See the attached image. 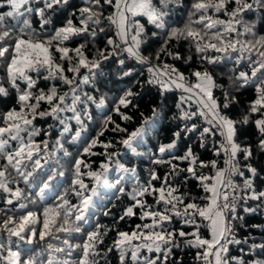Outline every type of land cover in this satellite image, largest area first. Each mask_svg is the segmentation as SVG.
Here are the masks:
<instances>
[{"label":"snow or ice","instance_id":"obj_1","mask_svg":"<svg viewBox=\"0 0 264 264\" xmlns=\"http://www.w3.org/2000/svg\"><path fill=\"white\" fill-rule=\"evenodd\" d=\"M68 2L0 0V68L6 73L5 78L0 79V95L6 97L9 94L6 82L15 90L19 105L18 110L12 108L0 116V200L3 202L0 213L7 217L0 223V264H72L76 249H81L76 264H100L101 259L107 264V254L114 249L118 252L119 264H126L129 254L131 264H166L173 249L179 247L178 238H185L188 247L198 250L196 259L203 264H264V259L245 261L230 254L231 245L248 243L247 238L237 239L234 231V221L240 219L238 206L244 204L246 210L253 211L247 207L248 201L264 205V190L255 186L259 172L253 162L257 153L264 154V35L257 30L258 24L264 22V0H194L182 28L168 23L173 6H179L182 0H84L78 14L71 13L61 26L56 27L49 14ZM33 4L42 6L34 8ZM108 9L111 11L105 15ZM252 12L259 13L257 19L246 20L245 16ZM221 13L227 20L213 15ZM33 16L38 17L39 30L33 28ZM138 17L146 18V24ZM104 22L116 26L114 36L107 35ZM49 25H52L51 31ZM101 34L107 39L104 47L98 48L94 42ZM74 37H81L85 42L71 48L68 42ZM154 40H158L160 46L145 55ZM181 40L194 47L202 65L190 74L194 82L175 66L176 61L192 59L191 55L185 58L173 48L172 43ZM90 43L95 55L89 48ZM210 50L217 55H209ZM164 57H170L172 63ZM129 60H134L141 69H147L143 82L139 79L143 72L129 68ZM225 60L233 63L225 74L227 86L217 82L207 67ZM108 63L117 65L119 79H136L113 99V106L100 121L96 136L90 137L87 126L93 119L90 109L105 105V99L101 97L97 102L93 93L98 91L97 79L104 75L103 68ZM33 72L37 74L36 78H33ZM41 77L50 82L47 89L38 86ZM144 85L157 88L161 97L173 87L180 89L182 94L175 104L177 111L169 117L167 104L161 100L152 107L150 116L141 113L142 122L129 132L127 127L112 119V113L122 121L132 122L133 116L127 110L137 107L134 100L140 92L134 89ZM248 88L254 89L255 99L240 119L234 120L228 112L238 103L237 94ZM216 91L219 96L215 95ZM48 118L54 124H49L46 129L35 123L38 119ZM166 118L185 123L173 133L174 139L170 143L159 145V155L140 151L145 146V137ZM197 119H201L203 125H198ZM249 124L254 125L258 135L255 147L239 140L240 127ZM108 125H112L110 130L114 134H123L122 138L100 141L99 137L108 130ZM53 131L58 136L50 143L47 138ZM182 134H197L201 148L210 142L214 155L224 157V166L219 167L217 159L200 160L191 146L181 156L172 153ZM41 135L47 138L37 142ZM217 136L221 137L219 141L215 139ZM65 144H79L80 150L74 154ZM117 144L123 146L125 154L132 157L147 155L153 164L167 163L171 171L161 180L156 170L150 169L147 180L141 182L136 165L122 162L121 153L115 150ZM97 145L103 148L102 152L93 151ZM58 153L62 154L60 159L67 160L70 176L65 182L68 188L57 194L54 205L43 208L42 228L38 232L39 221L33 211H27L17 220L14 219L16 210L11 206L15 201L30 199L33 195L20 184L27 189L34 185L43 194L57 177L65 176L63 171H53L49 167L50 159ZM165 153L171 154L167 161L163 159ZM97 155L103 159L94 169L86 157ZM174 161L187 162L188 166L179 168ZM197 168H211L214 174L205 175ZM181 171L199 182L207 194L200 199L207 201L206 204L201 205L194 198L185 203L187 194H177L179 189L170 183V179ZM113 172L115 177L111 176ZM155 181H160L159 187ZM128 185H131L130 190ZM96 186L111 190L115 199L120 196L130 199L131 203L119 217L121 221L136 216L137 209L142 222L150 221L137 224L130 233L118 231L117 239L106 251L98 249L106 235L99 224L94 230L87 231L82 243H71L73 234L84 232L85 225L89 224L87 212L95 207ZM70 195L79 203H73L68 198ZM146 197H153L155 204H149ZM160 205H163L162 209ZM25 208V203L18 204L19 210ZM102 214L107 216L110 210L105 207ZM173 217L180 220V229L168 227ZM198 217L209 222L210 239L201 235ZM185 227L193 230L186 232ZM53 230L66 234L65 238L53 236ZM37 236L39 241L53 236L57 243L49 242L46 248L28 255L24 247L33 245ZM142 250L158 255L155 258L144 256ZM253 254L264 256V242L251 243L248 255ZM174 264L182 262L177 260Z\"/></svg>","mask_w":264,"mask_h":264},{"label":"trees","instance_id":"obj_2","mask_svg":"<svg viewBox=\"0 0 264 264\" xmlns=\"http://www.w3.org/2000/svg\"><path fill=\"white\" fill-rule=\"evenodd\" d=\"M194 2V0H182V3L179 6H173L172 11L169 14L168 17V23L173 27L182 28L184 27L187 18L189 16L191 4ZM42 5L33 4L32 7H40ZM84 6V0H69L68 4L66 6H62L60 9H57L55 13H50L52 18V23L59 27L61 26L66 19L69 17V15L73 12H76L78 14V9L80 7ZM234 7V5H232ZM111 9H108L105 12V15L110 12ZM214 16H218L219 19L227 20V17L221 14H213ZM259 16V13L252 12L248 13L245 16L246 20L252 21L257 19ZM33 22V28L39 30V24H38V17L33 16L31 17ZM140 19L141 23L146 24V18L144 17H138ZM104 26L107 30V35H115L116 32V26L115 25H109L107 22H104ZM48 30H52V25L48 26ZM151 27L149 26V31H151ZM258 33L260 35H264V22H260L257 26ZM107 39V36L104 34H101L96 39L95 47L103 48L105 45V41ZM85 40L81 37H74L71 41L68 42V46L71 48L76 47L80 43H84ZM160 46V43L158 40H154L150 46L145 50L144 54L149 55L152 53L155 49H157ZM172 46L174 49L178 50L182 56L187 58L189 55L192 56V59L190 61L184 62V61H176L175 66L184 73L185 77L190 78L192 82H194V78L190 77V74L195 69L201 67V62L197 56V54L194 51V47L188 42V41H178L173 42ZM89 48L92 51V54L95 55L94 48L92 47V44H89ZM209 55H217V53L212 52L211 50L208 53ZM58 56V54H57ZM164 59L168 63H172V60L170 57H164ZM129 68H135L136 72H143V75L139 77L140 81L143 82V79L145 76H147V69H141V67L136 64L134 60L127 61ZM212 73L214 74V77L216 78L217 82L223 84L224 86H227L228 84V77L225 75L229 72V70L233 67V63L231 60H225L222 61L220 64L217 65H208L207 66ZM65 68H67V64L65 63ZM82 72H85V69H81ZM104 75L98 77L97 79V89L95 93H93L96 98L97 102H99V99L103 97L105 99V105L102 108H97L93 106L90 111L92 115V121L87 122L88 126V133L90 137L96 136L97 132L100 128V121L103 119L104 114L108 112L109 109L112 108V102L113 99L120 96L122 94V91L127 89L129 86H131L132 82L136 77L133 78H124L119 79L117 77V65L114 63H108L104 65L103 68ZM68 75H71V73H66ZM6 73L3 68H0V79L5 78ZM33 78H36L37 74L32 73ZM38 86L40 88L47 89L50 86L49 81L43 80L41 77L38 80ZM5 87L9 88V94L5 97L0 95V116H2L4 113L9 111L12 108H19V105L17 104L16 99V92L15 90H12L10 86L5 82ZM21 87H23V84H21ZM67 90V89H62ZM140 92V95L135 98L134 103L137 105L135 108H131L127 110V113L131 116H133L132 122H126L122 121L120 117L112 113V119L116 121L117 123H120L122 126H125L128 128V131L131 132L135 130L136 127L140 125L142 122L141 113H143L145 116L151 115V110L154 105H157L163 100L167 104L168 109V116L170 117L173 113H176L175 104L177 103L180 95V93L177 90L172 89L171 91L167 92L163 97H161L158 94L157 88L154 86H148L144 85V87H137L136 89ZM215 95L219 96V91L215 92ZM238 96V103H235L231 106V110L228 112V115L234 119L238 120L241 117V114L248 108L249 104L255 99V91L253 88H248L245 90H242L240 93L237 94ZM193 110H195V104H193ZM256 117L254 116L253 119ZM198 125H203V121L201 119H197L195 121ZM36 125L41 128H47L49 124H54V121L51 118H48L47 120H37ZM185 122L180 120H172L170 118H166L163 121L159 122L156 125V130L154 132H150L148 136L145 137V146L141 147L139 150L148 152L151 151L153 153H156L157 155V149L159 145L161 144H167L170 143L174 137L173 133L175 131H178L180 127L183 126ZM191 123V122H189ZM206 126V125H204ZM112 125H108V130L104 131V134L99 137L100 141H116L122 138L123 134H114L110 129ZM58 133L56 131L52 132V135L50 138L44 137L41 135L40 137H37V142L43 139H50V143L54 142L57 138ZM258 135L254 128L253 124H249L246 126H241L239 130V140L251 143L253 147H255V141L257 140ZM217 141L221 139V137L217 136L215 138ZM188 146H191L194 153L199 157L200 160L203 161H211L213 159L218 160V166L223 167V160L224 157H216L212 150V144L206 143V146L204 148H201L199 146V141L197 140V134H191V135H181L179 140L177 141V146L175 149L172 150V153H174L176 156H181L184 154L185 150ZM65 147L68 148V151L72 153H77L80 150L79 144H74L72 146H69L68 144H65ZM116 151L121 153V159L122 162L131 163L136 165L137 167V175L141 182H144L148 178V172L150 169H155L158 175L161 177V180L163 177L171 171L170 166L167 163H161V164H153L147 155L143 157H132L129 154H125V150L123 149L122 145L117 144L116 145ZM93 151L99 153L103 151V148L97 145L96 148L93 149ZM62 154H56L55 157L50 159L49 161V167L53 168V171H63L65 173V176L57 177L55 181H53V186L48 189L45 193L41 194L39 191L33 187L31 189H27V187L23 184H20L19 186L26 189V192H31L33 195H31L30 199H21L19 201H15L14 204L11 206L13 209L16 210V215L14 216V219H19V216L26 213L27 211H33L37 217H38V223L36 225L37 231L42 228V211L44 207H50L56 203L55 197L58 193H63L65 189L68 188V184L65 182L66 177L70 176V173L68 172L67 168V160L66 159H60L59 157ZM171 154L165 153L163 159L167 161L170 159ZM86 159L92 163L93 168L96 169L103 159L101 156H92V157H86ZM254 166L258 169L259 175L255 179V186L257 189L264 190V154L257 153L254 157ZM174 163L178 164L179 168H186L188 166L187 162H179L174 161ZM45 171H47V168H45ZM197 171H202L205 175H212L214 174V170L211 168L207 169H199L197 168ZM116 173H111L112 177H115ZM89 181L86 179V183ZM156 187L160 186V181L154 182ZM170 183L176 186L179 189V192L177 194H187L185 197V203L190 202V198H194L195 202L204 205L207 203V201L201 200L200 198L202 196L207 195L203 189L199 186V182L192 178L187 172L181 171L179 175L174 176L170 179ZM94 186L93 185H90ZM97 187V194L93 197L95 207L90 209L87 212V217L89 220V224L85 225V231L80 234H73V238L71 239V243H82L83 239L86 237L87 231L94 230L95 226L97 224L102 226V232L106 231V235H103V243L98 245V249L106 251L107 248L112 246V243L114 240L117 239V232L118 231H127L131 232L134 230L135 226L137 224H141L144 222H150V221H141L139 217V209H137V215L131 218H126L125 220L121 221L119 217L123 214L124 209L131 203L130 199L127 196H120L119 199H115L113 196V192L103 186H96ZM131 185L127 186V189L130 190ZM91 194V193H89ZM73 203H79V200L75 196H69L68 197ZM147 202L149 204H155V201L153 197H146ZM33 201L35 203H33ZM19 203H25L27 205V208L23 210L18 209ZM0 207H3V202L0 200ZM107 207L110 210V214L105 216L102 214V210ZM161 209L163 208V205L159 206ZM247 207H250L253 209V211L246 210V206L244 204H241L237 208V214L240 217V219L234 221V231L237 234V239L244 240L247 238L248 243L246 244H233L230 246V254L232 256L242 257L245 261H250L254 258L264 259V256H257V254H253L252 256L248 255V250L251 246V243L254 241L256 243L264 242V205H259L258 202L255 201H248ZM7 217L0 213V223ZM198 222L201 224L200 232L201 235L205 238H211V234L209 231V226L206 223V221H201L198 217ZM169 228H181V222L178 218L173 217V221L170 225H168ZM184 230L186 232H190L193 229L191 227H185ZM64 233H56L53 230V236H58L62 240L65 238ZM53 236L46 237L45 241H39L38 236L35 239L33 245H27L24 247L25 253L28 255H31L35 252L40 251L42 248H46L47 244L49 242L56 244L57 241L53 238ZM15 239V238H13ZM185 238H178L177 244L179 247H176L173 249L172 256L168 259L166 264H174L175 261H181L182 264H203L202 261H199L196 259L197 249L190 248L184 243ZM138 243V242H134ZM243 249V251H241ZM142 255L148 256L151 255L152 258H155L158 254L153 252L151 254L147 253L146 250H142ZM81 255V249H76L74 252L71 260L72 264H76L77 259ZM67 258V257H65ZM162 258V254H161ZM107 264H119L118 261V252L114 249L111 253L107 254L106 257ZM100 264H105V260L101 259ZM126 264H131L130 260V254L129 258L126 259Z\"/></svg>","mask_w":264,"mask_h":264},{"label":"rangeland","instance_id":"obj_3","mask_svg":"<svg viewBox=\"0 0 264 264\" xmlns=\"http://www.w3.org/2000/svg\"><path fill=\"white\" fill-rule=\"evenodd\" d=\"M173 89H174V90H177V91H179V92L181 93V90H180V89H176V88H174V87H173ZM207 223H208V225H209V222H208V221H207ZM209 229H210V227H209Z\"/></svg>","mask_w":264,"mask_h":264},{"label":"built area","instance_id":"obj_4","mask_svg":"<svg viewBox=\"0 0 264 264\" xmlns=\"http://www.w3.org/2000/svg\"><path fill=\"white\" fill-rule=\"evenodd\" d=\"M206 223H207V221H206ZM208 224V223H207Z\"/></svg>","mask_w":264,"mask_h":264},{"label":"crops","instance_id":"obj_5","mask_svg":"<svg viewBox=\"0 0 264 264\" xmlns=\"http://www.w3.org/2000/svg\"><path fill=\"white\" fill-rule=\"evenodd\" d=\"M209 231H210V229H209Z\"/></svg>","mask_w":264,"mask_h":264}]
</instances>
